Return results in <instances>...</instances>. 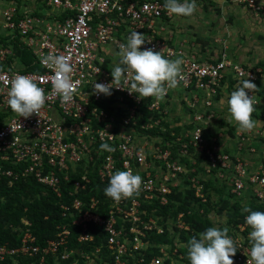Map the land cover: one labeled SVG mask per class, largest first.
Returning a JSON list of instances; mask_svg holds the SVG:
<instances>
[{
    "label": "built area",
    "instance_id": "built-area-1",
    "mask_svg": "<svg viewBox=\"0 0 264 264\" xmlns=\"http://www.w3.org/2000/svg\"><path fill=\"white\" fill-rule=\"evenodd\" d=\"M229 1L264 19V0ZM164 4L0 0V182L33 178L58 199L62 219L54 239L37 245L22 217L17 246L0 244V263L183 264L186 244L180 234L189 231L183 213L174 216L172 225L159 213L169 195L189 191L204 202V183L211 181L242 208L250 202L264 205V68L239 63L224 48L206 53L189 36L174 35L182 16L170 14ZM133 31L151 41L139 50L153 48L166 59L183 61V79L163 100L140 97L123 80L113 83L111 95L94 92V83L112 82L120 45ZM15 49L30 55L27 67L35 71H23ZM49 54L65 55L73 65V81L79 83L72 102L62 103L53 90L54 72L41 63ZM16 74L36 77L47 97L40 112L27 119L8 105ZM246 79L259 89L249 93L256 97L252 118L258 121L252 132L221 118L229 115L230 94ZM176 104L186 108L187 118L170 124L165 117ZM105 143L114 151H102ZM126 166L142 178L138 195L119 202L89 197L85 204L74 196L88 187L89 169L109 180ZM61 190L68 201H61ZM245 218L228 227L237 250L234 264L251 259L252 229ZM68 226L78 230L76 248H68ZM94 237L99 239L95 246Z\"/></svg>",
    "mask_w": 264,
    "mask_h": 264
},
{
    "label": "clouds",
    "instance_id": "clouds-1",
    "mask_svg": "<svg viewBox=\"0 0 264 264\" xmlns=\"http://www.w3.org/2000/svg\"><path fill=\"white\" fill-rule=\"evenodd\" d=\"M164 7L170 14L185 17L193 15L197 9L195 0H183V2L165 0ZM146 42L151 41L146 39L144 34L133 31L127 43L120 45L117 53L120 61L111 71L112 82L110 84L94 83V92L111 95L113 83L119 84L123 80L140 97L163 100L168 90L175 88L183 79L181 69L183 61L179 58L166 59L162 51H155L153 48L139 50ZM41 63L53 70L51 83L61 102H72L79 82L73 81L74 68L69 58L65 55L49 54L42 58ZM99 71L98 68L97 73ZM36 79L33 76L16 74L11 80L8 92L9 108L25 119L33 114L37 115L47 99L44 89L38 86ZM258 90L250 79H246L227 100L230 120L237 124L241 132H252L257 126L258 121L252 118V114L256 111V97L249 93ZM129 93L131 94L130 91ZM100 149L114 151L106 143L101 144ZM141 185V176L138 173L133 174L132 169L127 167V170H117L110 175L104 194L113 201L119 202L121 199L138 195ZM242 211L249 213L245 222L252 229L249 234L251 259L247 264H264V212L252 211L248 206L243 207ZM228 231L227 227L222 230L210 227L201 233L199 238H190L186 245L190 264H234L232 257L237 250L234 240L228 236Z\"/></svg>",
    "mask_w": 264,
    "mask_h": 264
},
{
    "label": "trees",
    "instance_id": "trees-1",
    "mask_svg": "<svg viewBox=\"0 0 264 264\" xmlns=\"http://www.w3.org/2000/svg\"><path fill=\"white\" fill-rule=\"evenodd\" d=\"M15 55L17 56L20 63H22L25 68L23 71H35L34 68L27 67L30 63V55L26 51H20L15 49ZM155 117L157 115L155 114ZM166 128V123H162ZM153 133V132H152ZM89 179L90 183L88 187L82 191L78 192L75 197H78L84 201L89 197H94L99 202H103L107 197L104 194L105 188L108 186L109 180H102L96 176L92 169H89ZM74 175L71 176L73 178ZM68 188V187H67ZM214 191L219 199L224 202L225 222L224 226L218 225L217 228L221 230L225 227H231L238 223L243 216H247L249 213H245L241 210V206L238 203L229 204V197L224 193L221 185L211 181H206L204 183V193L206 198L209 199L208 192ZM66 190H61V201H68ZM168 204L164 207L159 208V213L163 220H166L167 216L171 219L174 216L182 212L185 224L188 225L189 231L187 233H181L180 239L187 242L192 237L199 238V235L205 232L211 227L209 219L202 214L198 215L196 209L189 208V204L201 206L196 199L192 197L189 191L185 193L176 192L168 196ZM58 199L43 185L37 183L31 177L18 178L14 180L10 185H7L5 181L0 182V244L8 243L9 247H15L18 244L20 237V219L25 218L30 224V231L32 236L35 238V243L37 245H42L45 241L54 239L56 234V226L61 224L62 219L59 215L58 209ZM210 204V202H208ZM205 205V204H204ZM245 207V206H244ZM248 207L252 211L264 212V205H255L250 202ZM205 208H203L204 210ZM243 209V208H242ZM223 210V209H222ZM189 211V214H186ZM221 211V210H220ZM98 213L97 211H95ZM70 235L67 240L68 248H76L77 243L75 241L77 235V228L73 226H68ZM91 231V230H90ZM162 237H165L162 236ZM161 240L162 238H156ZM99 239L94 237L92 245H97ZM82 247V246H81ZM88 248V247H82ZM70 261V258L69 260ZM0 264H11L10 261L4 260ZM18 264H22V261ZM48 264H50L48 262ZM183 264H190L188 259L187 247L183 252Z\"/></svg>",
    "mask_w": 264,
    "mask_h": 264
},
{
    "label": "rangeland",
    "instance_id": "rangeland-1",
    "mask_svg": "<svg viewBox=\"0 0 264 264\" xmlns=\"http://www.w3.org/2000/svg\"><path fill=\"white\" fill-rule=\"evenodd\" d=\"M195 2L197 9L193 15L182 16L175 21L174 35L189 36L194 40L193 43L196 47L203 51L208 49L206 53L224 48L231 59L247 66L264 68V19L253 18L241 5L229 0H195ZM179 29L182 30L181 33ZM176 107V110L173 109L165 117L167 121H170V124H173L172 122L176 118H179L180 121H185L187 118L186 108L179 104H176ZM178 110L180 111L177 112ZM221 118L231 121L230 115ZM233 125L238 127L236 123ZM208 195L209 199L205 196L204 202L192 196L199 204H203L204 210L201 206L193 203L189 204V208H192L193 211L195 208L198 215L203 213L202 216L209 219L211 227L224 226L226 213L224 208L227 206L224 207L222 198L219 199L214 191L208 192ZM235 202L229 198L230 204ZM168 222V224H173L172 219H169Z\"/></svg>",
    "mask_w": 264,
    "mask_h": 264
}]
</instances>
